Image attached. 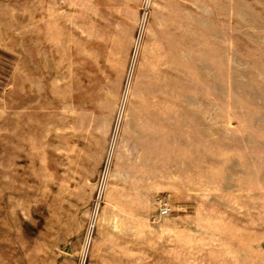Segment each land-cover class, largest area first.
Masks as SVG:
<instances>
[{
    "label": "rangeland",
    "instance_id": "1",
    "mask_svg": "<svg viewBox=\"0 0 264 264\" xmlns=\"http://www.w3.org/2000/svg\"><path fill=\"white\" fill-rule=\"evenodd\" d=\"M0 264H264V0H0Z\"/></svg>",
    "mask_w": 264,
    "mask_h": 264
},
{
    "label": "built area",
    "instance_id": "2",
    "mask_svg": "<svg viewBox=\"0 0 264 264\" xmlns=\"http://www.w3.org/2000/svg\"><path fill=\"white\" fill-rule=\"evenodd\" d=\"M167 209L165 210V213H166Z\"/></svg>",
    "mask_w": 264,
    "mask_h": 264
}]
</instances>
